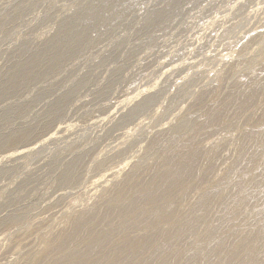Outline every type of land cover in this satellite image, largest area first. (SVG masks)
Listing matches in <instances>:
<instances>
[{
	"label": "rangeland",
	"instance_id": "1",
	"mask_svg": "<svg viewBox=\"0 0 264 264\" xmlns=\"http://www.w3.org/2000/svg\"><path fill=\"white\" fill-rule=\"evenodd\" d=\"M65 33L78 41L61 59L36 60ZM25 65L33 76L12 85ZM246 84L264 86V0H0V264L35 263L74 217L116 203L118 185L166 169L178 143L218 147L220 180L258 108L202 143L195 127Z\"/></svg>",
	"mask_w": 264,
	"mask_h": 264
},
{
	"label": "bare ground",
	"instance_id": "2",
	"mask_svg": "<svg viewBox=\"0 0 264 264\" xmlns=\"http://www.w3.org/2000/svg\"><path fill=\"white\" fill-rule=\"evenodd\" d=\"M76 41L77 33H65L36 60L49 55L55 64ZM32 76L31 65L22 66L11 78L12 85ZM240 91L220 111L195 122V138L202 143V137L231 128L238 112L248 111L244 115L252 117L251 110L258 108V119H252L250 131L239 142L244 154L220 180L211 181V158L218 147L205 151L191 146L185 152L193 140L178 143L159 157L166 169L134 175L129 184L118 185L113 192L118 194L116 203L109 196L74 217L55 245L30 264H264V86L246 84ZM78 168L72 165L63 174L64 186L75 185ZM195 188L201 190L198 198L179 213L178 205ZM245 226L250 227L246 232ZM137 231L142 234L132 238Z\"/></svg>",
	"mask_w": 264,
	"mask_h": 264
}]
</instances>
